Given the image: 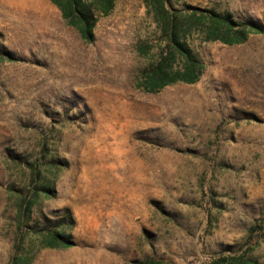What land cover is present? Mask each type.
<instances>
[{"label": "rangeland", "instance_id": "rangeland-1", "mask_svg": "<svg viewBox=\"0 0 264 264\" xmlns=\"http://www.w3.org/2000/svg\"><path fill=\"white\" fill-rule=\"evenodd\" d=\"M170 1L264 25V0ZM94 33L52 0H0V264H264V30L195 31L201 78L156 92L145 0H116ZM65 209L76 244L42 246Z\"/></svg>", "mask_w": 264, "mask_h": 264}, {"label": "trees", "instance_id": "trees-1", "mask_svg": "<svg viewBox=\"0 0 264 264\" xmlns=\"http://www.w3.org/2000/svg\"><path fill=\"white\" fill-rule=\"evenodd\" d=\"M116 0H52L68 22L74 25L81 36L89 41L94 39V29L98 14H109ZM150 13L154 14L159 36L163 45L157 57L144 69L142 87L150 92L161 90L175 82L195 83L204 72L205 65L190 45L189 39L195 31L204 35L207 41H221L228 44L241 43L247 40L250 32H261L264 25L256 20L247 19L240 22L233 15L216 9L190 11L188 13L174 10L170 0H145ZM207 12V13H205ZM3 54L13 56L6 48H1ZM0 59V63H1ZM174 62L178 67L174 69ZM51 187L43 185L42 190L49 191ZM30 216V215H29ZM42 246L51 248L70 247L75 245L72 229L76 219L70 209L51 217L44 216ZM262 220V219H261ZM261 225H254L252 230ZM254 261H244L238 264H253ZM11 264H32L31 259L12 256ZM141 264H160L159 262L143 261ZM222 264V263H219ZM229 264H235L233 261Z\"/></svg>", "mask_w": 264, "mask_h": 264}]
</instances>
